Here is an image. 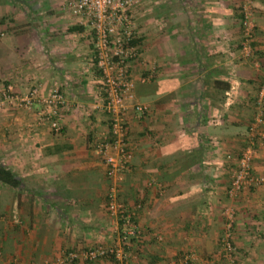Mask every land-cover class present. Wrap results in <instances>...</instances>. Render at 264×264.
Wrapping results in <instances>:
<instances>
[{
    "label": "crops",
    "instance_id": "obj_1",
    "mask_svg": "<svg viewBox=\"0 0 264 264\" xmlns=\"http://www.w3.org/2000/svg\"><path fill=\"white\" fill-rule=\"evenodd\" d=\"M64 1L40 0L48 16L36 19L38 34H9L16 44L19 31L28 37L19 51L0 41V55L7 52L0 59L16 63L7 82L43 92L58 87L67 100L59 131L35 123L29 110L0 112V161L22 177L20 188L0 184V264H41L66 247L120 243L125 264H264V183L233 199L225 193L234 164L226 153L243 144L264 74V0H249L254 30L246 57L238 48L240 0L132 6L138 56L130 62L133 96L126 101L131 157L118 198L134 211V226L124 242L126 226L106 210L104 165L94 150L108 123L97 107L99 72L90 36ZM134 102L145 112L131 110ZM252 170L264 174V137ZM227 204L234 210L233 262L216 254Z\"/></svg>",
    "mask_w": 264,
    "mask_h": 264
},
{
    "label": "built area",
    "instance_id": "obj_2",
    "mask_svg": "<svg viewBox=\"0 0 264 264\" xmlns=\"http://www.w3.org/2000/svg\"><path fill=\"white\" fill-rule=\"evenodd\" d=\"M139 0H65V9L76 17L90 36L93 62L99 72L97 104L107 116V128L94 141V150L104 165L106 178L105 206L109 214L119 218L123 227L121 241L133 232V210H128L118 198V184L127 169L131 150L127 142V102L133 96L134 80L130 74V62L138 56L136 28L131 13L132 6ZM240 36L239 53L249 56L252 52L254 20L249 0L237 3ZM151 72L140 74L139 80H148ZM6 89H10L6 85ZM3 98H10L26 109L34 110V122L45 123L52 131L60 129V111L66 106V98L58 87L43 92L36 84L30 85L21 96L8 90L2 91ZM39 106L35 108L34 103ZM255 110L246 128L243 144L233 158L230 179L226 186V196L235 198L244 189L264 183V174L252 170V158L256 144L264 137V74L255 91ZM131 110L142 114L146 105L141 102L131 104ZM227 158L230 153H226ZM159 191L163 188L160 186ZM138 205V204H136ZM222 229L218 236L217 256L229 262L235 261L233 244L234 210L231 205L222 208ZM132 226L127 229V226ZM125 250L122 244H96L83 247H66L41 264H74L78 258L95 260L105 258L110 264H125ZM187 255L182 256L185 261Z\"/></svg>",
    "mask_w": 264,
    "mask_h": 264
},
{
    "label": "rangeland",
    "instance_id": "obj_3",
    "mask_svg": "<svg viewBox=\"0 0 264 264\" xmlns=\"http://www.w3.org/2000/svg\"><path fill=\"white\" fill-rule=\"evenodd\" d=\"M41 2H45V0H41ZM38 3H40V0H0V41L1 42L5 41V43L9 45H13L12 43H15L14 44L15 49L19 51L20 48L23 47L22 43H24V41L27 40L28 37L24 34H20L21 31H19L18 32L19 34L18 33L17 34L19 35L20 39L18 38L19 43L16 44V42H14L15 38L13 35L15 33L14 29L17 28L24 29L22 31L25 32L28 36H31L32 34H34V32H32L33 30H31V28H33L35 31H37L36 34H38L40 30V26L36 22V19L39 17L48 16V14L45 13L46 11L44 6H42L43 4H41V7H39L37 6ZM11 32L14 33L11 34L12 36H9ZM1 42H0V52L3 49V46H5ZM24 46H26V43L24 44ZM6 51H8V49ZM5 54H7V52H4L2 55ZM2 55H0V57ZM13 65L16 66L13 57L3 56V59H0V80H1L0 81V109H1L0 112L2 111V109H6L8 107H13L14 109H21L24 110L25 112H29V111L34 112V110L26 109L23 105L17 104L14 100L10 98L2 97V91L4 90H8V92H11L12 94L16 93V95L21 96L30 87L29 85V87H26L24 89H16L10 81L7 82V78L5 77V74H7L8 72H12L14 70ZM261 79H262V75L257 84V87ZM6 85H9L10 89H6L7 88ZM124 101L126 102L128 100L125 99ZM238 152L234 154L229 151L232 160L237 155ZM4 218L11 219L12 217L11 215H6V216L4 215Z\"/></svg>",
    "mask_w": 264,
    "mask_h": 264
},
{
    "label": "trees",
    "instance_id": "obj_4",
    "mask_svg": "<svg viewBox=\"0 0 264 264\" xmlns=\"http://www.w3.org/2000/svg\"><path fill=\"white\" fill-rule=\"evenodd\" d=\"M227 87L225 84L224 88ZM22 183V177L16 174L11 168L7 167L0 161V184L7 185L13 188H20Z\"/></svg>",
    "mask_w": 264,
    "mask_h": 264
}]
</instances>
